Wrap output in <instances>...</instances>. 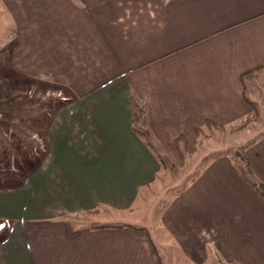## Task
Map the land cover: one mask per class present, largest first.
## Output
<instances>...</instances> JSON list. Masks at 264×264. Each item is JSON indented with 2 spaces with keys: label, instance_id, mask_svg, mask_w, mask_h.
Returning a JSON list of instances; mask_svg holds the SVG:
<instances>
[{
  "label": "crops",
  "instance_id": "crops-1",
  "mask_svg": "<svg viewBox=\"0 0 264 264\" xmlns=\"http://www.w3.org/2000/svg\"><path fill=\"white\" fill-rule=\"evenodd\" d=\"M0 72L67 91L32 137L0 123V264H264V199L227 155L127 219L167 155L252 113L264 0H0ZM245 155L264 182V134Z\"/></svg>",
  "mask_w": 264,
  "mask_h": 264
},
{
  "label": "rangeland",
  "instance_id": "rangeland-1",
  "mask_svg": "<svg viewBox=\"0 0 264 264\" xmlns=\"http://www.w3.org/2000/svg\"><path fill=\"white\" fill-rule=\"evenodd\" d=\"M5 57L7 58L6 55ZM2 62L6 63V59ZM7 78L9 77H0L2 80L0 82V112H3L5 116L0 119V123L4 122L6 126L9 124L13 131H20L19 128H23V131L26 132V137L22 134V139H27L29 136L32 137L34 131L42 132L41 128L46 125L51 116L50 114H53L56 107L60 104V102L58 103V97L67 94V91L62 87L56 86L48 87V90H42L37 85L36 87H25V84H21V80H16L15 78L7 80ZM247 95L254 101L252 113L231 126L205 127L200 130L196 141L191 146L180 148V151L169 154V157L167 155L160 180L151 190H147V193L145 192L146 195L148 194L145 207L140 210L136 209L135 214L132 216L129 214L127 219L133 221V219L139 220L141 218L143 223H146L147 220L144 221V218L147 219V213L152 209L148 219V223H150L153 214L163 208L166 198L181 191L188 181L212 158L227 155L234 159L236 163L245 164L243 158L246 156V148L264 134V87L260 88L258 85L254 87L250 82L247 88ZM43 111H48L46 118L38 120L31 118L35 117L36 113H42ZM21 115L29 118L21 117ZM0 159L2 158L0 157ZM16 169L19 170L20 168L16 167ZM3 175V168H0V177ZM97 211L99 210L76 217L77 221L73 223L74 228H82L100 222L99 217L94 216ZM146 226L150 227L151 225ZM5 234L6 232L2 231L0 239ZM162 254L165 256L166 253H163L162 250ZM169 254L170 256H167V258L165 256V259L173 260L172 264H196L179 254L177 256L171 254V252ZM219 262H208L205 264H229L221 259Z\"/></svg>",
  "mask_w": 264,
  "mask_h": 264
},
{
  "label": "trees",
  "instance_id": "trees-1",
  "mask_svg": "<svg viewBox=\"0 0 264 264\" xmlns=\"http://www.w3.org/2000/svg\"><path fill=\"white\" fill-rule=\"evenodd\" d=\"M219 127H223V126H219ZM200 132V129H198V133ZM141 133H145V130H143V132ZM245 158H243L245 164H240L239 162L237 163V167L238 170L240 171V173L242 174V176L244 177V179L246 180V182L248 183V185L254 189L258 195L264 199V182L256 179L253 175V172L250 168L248 159L246 156H244Z\"/></svg>",
  "mask_w": 264,
  "mask_h": 264
},
{
  "label": "bare ground",
  "instance_id": "bare-ground-1",
  "mask_svg": "<svg viewBox=\"0 0 264 264\" xmlns=\"http://www.w3.org/2000/svg\"><path fill=\"white\" fill-rule=\"evenodd\" d=\"M2 229V227H0V230Z\"/></svg>",
  "mask_w": 264,
  "mask_h": 264
},
{
  "label": "built area",
  "instance_id": "built-area-1",
  "mask_svg": "<svg viewBox=\"0 0 264 264\" xmlns=\"http://www.w3.org/2000/svg\"><path fill=\"white\" fill-rule=\"evenodd\" d=\"M4 225V224H3Z\"/></svg>",
  "mask_w": 264,
  "mask_h": 264
}]
</instances>
